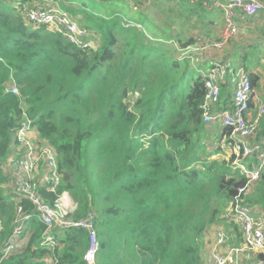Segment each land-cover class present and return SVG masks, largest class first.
Wrapping results in <instances>:
<instances>
[{
    "label": "trees",
    "instance_id": "trees-1",
    "mask_svg": "<svg viewBox=\"0 0 264 264\" xmlns=\"http://www.w3.org/2000/svg\"><path fill=\"white\" fill-rule=\"evenodd\" d=\"M38 4L50 16L45 23L26 16ZM144 6L165 11L164 24L156 26ZM208 7L207 0H0V181L7 180L2 167L24 111L54 148L61 175L56 192L40 187L37 194L50 204L65 190L76 204L70 219L92 215L95 264H205V233L224 221L230 242L243 243L241 226L226 215L246 177L233 155L216 156L231 151L228 127L218 129L216 145L206 143L216 134L202 119L205 76L190 66L199 56L185 52L196 39L221 38L220 13ZM62 15L85 30L90 46L69 37ZM253 19L247 21L261 33L264 26ZM145 29L169 37L174 48L153 42ZM256 43L243 40L241 48L249 49L235 64L226 61V72L252 66L251 87L264 97V57ZM13 84L18 93L10 91ZM229 84L220 83L218 104L221 92L226 103ZM251 103L247 115L254 116ZM218 108L230 109L231 100ZM253 136L264 147L258 140L264 112ZM9 194L0 191V242L17 206L32 210L28 200L12 202ZM241 197L264 207V166ZM26 222L30 237L0 264H88L86 229L47 231L34 214ZM44 232L57 239L52 248L41 245Z\"/></svg>",
    "mask_w": 264,
    "mask_h": 264
},
{
    "label": "built area",
    "instance_id": "built-area-1",
    "mask_svg": "<svg viewBox=\"0 0 264 264\" xmlns=\"http://www.w3.org/2000/svg\"><path fill=\"white\" fill-rule=\"evenodd\" d=\"M197 1V0H191ZM212 6L220 8L224 13V30L219 40H200V45L194 48L196 50L218 49L235 33V23L233 18L235 10L239 9L244 16L254 17L260 16L264 26V1L261 0H211ZM209 9H213L209 7ZM43 14L46 21L50 18L47 14ZM38 14V13H36ZM34 14V16L36 15ZM60 18L61 25L66 30L69 37L81 44V47L90 46V41L83 38L85 30L80 28L75 22H70L65 15ZM38 20L37 18H32ZM226 68L218 63L214 64L204 79L206 89L205 99L202 105L205 113L204 121L210 122L214 118H218L223 127L230 129L231 148L233 155V163L239 167L246 177L243 186L237 190V195L233 205L229 208L226 216L230 217L234 222L238 223L242 229V240L244 246L248 249L257 251L261 257L256 260L255 264H264V216L256 215L252 207L243 203L242 194H247L259 176L262 165H264V149H260L258 145L250 144L251 138L257 129V119L264 112V105L259 107L257 117L250 121L247 117L248 103L253 100L255 91L251 87L250 77L247 71L238 69L234 73V88L231 97V108L223 110L219 114H209L208 107L216 105L219 100L218 80L225 74ZM12 93H18L16 86H10ZM256 154L259 158V165L255 169H249L241 164V158ZM3 175L6 181L1 180L0 183L6 184L7 188L0 187L3 194L12 192L14 201L25 199L32 204V210L24 212L23 208L17 206V214L13 221V228L8 236L0 242V261L12 250L23 245V242L30 237L27 228V220L33 214L37 220L47 227V231L52 227L74 226L78 229H86L90 238V246L85 253L84 259L88 264H94V258L98 251V244L93 231L92 215L87 218L74 221L68 216L76 208L71 196L67 191L62 190L57 194L52 203H46L37 194L40 187L46 188L50 192H56L61 183V175L56 165V154L54 148L48 140L42 138L36 129L34 123L22 112V118L14 132L13 141L10 146L8 157L3 165ZM2 222L0 219V231ZM228 239V235L224 230L216 232L215 244L223 245ZM56 238L50 233L44 232L41 245L46 248H52L55 245ZM227 254H214L212 256V264H226L231 259ZM49 264H51L49 262Z\"/></svg>",
    "mask_w": 264,
    "mask_h": 264
},
{
    "label": "crops",
    "instance_id": "crops-1",
    "mask_svg": "<svg viewBox=\"0 0 264 264\" xmlns=\"http://www.w3.org/2000/svg\"><path fill=\"white\" fill-rule=\"evenodd\" d=\"M172 2H173V0H171V3ZM207 2L209 4V7H212L213 9L222 12V10L220 8H217V7H213L212 6V1L211 0H207ZM209 7H208V9H209ZM235 13L236 14H235V16L233 18V21H234V23L236 25L235 27L238 28V32L236 34L233 33L228 38V40L222 45V47L220 49L207 50V56H208V58L205 61V63H204L203 60H200V61L203 62L202 63L203 64V67H199L198 69H199L200 74L202 76H205V78L208 75L209 69L214 64H216V63H218L220 65H223L225 68H227L226 61L229 62V60H230L231 63H233V64L236 63L238 56H241L242 54H244V52H246L249 49L248 47L241 48V40L243 38H247V39L251 38V39H253L254 42H257V45L259 47L258 48V54H259L258 56L259 57H264V29L262 30L261 33H259L257 30H255L256 29V26H257L256 23H254V22L251 23V22L247 21L248 19L254 18L253 20H256L257 23H260L263 26L262 18L260 16L246 17L244 15L241 17V11L239 9H236L235 10ZM223 15H224V13H223ZM260 24H258V25H260ZM196 41L197 42L195 44H197V46H199L200 45V41L197 40V39H196ZM192 49H194V48H192ZM185 52H186V50H185ZM189 52H191V51H189ZM213 52H215L217 54V56L216 57H212L211 60H208L213 55ZM241 67L244 68L245 71L248 72V74L251 73L250 70H253V67L252 66H250L249 68H246V67H244L241 64ZM241 67L239 69H241ZM233 78H234V75L229 76V74L225 71V74L218 80L217 83H218L219 87H220V83L222 81H226V80H227V82L230 81V84L228 85L229 87L226 88L225 89V92H224V93L229 92L230 96L228 97L229 94L227 95V98H225L226 99V103H225L224 102V97H222L223 92H221V102H220V104L217 103L216 106L221 107L222 105H225L226 108H229L230 107V100H231L232 93H233V88H234ZM220 91H221V89H220ZM254 91L256 93V96L254 95L253 100H251V102L253 103V105H254V107L256 109V113H255L254 116H252V115L250 116L249 114L247 115V117L249 118L250 121L254 120L257 117L258 111H259V107L261 105H264V97L262 96V94L259 91H257L256 88H255ZM226 110H228V109H226ZM248 111H249V109H248ZM248 111H247V113H248ZM203 117H204V115H203ZM203 117H202V119H203ZM258 121H259V117L257 119V124H258ZM203 122L205 123L206 128H207V124H211V123H214V122H218L217 123V126H216L217 128L215 127L213 131H211V130H209L207 128V130H209L211 133H215L216 134V132L218 131V129L221 130L222 125H221V122L218 121V120L217 121H212V122H205L204 119H203ZM256 131H257V129H256ZM254 137L255 136H252L251 138H249V140H248L249 143L250 144L258 145L260 149H264V147H261V143H259V142L254 143V142L251 141V139L254 138ZM258 140L259 141H264V136L259 137ZM227 149H230V148L227 147ZM227 153H228L227 156L229 155V153L232 154L231 151H229V150L227 151ZM224 157L227 158L226 156H224ZM240 162H241V164H243L245 167H247L249 169L250 168L255 169L259 165V158L256 157V160H254L252 156L243 157V158H241V161ZM263 166L264 165H262L261 168H263ZM237 170H239L242 173V171H241L240 168H237ZM256 181H257V179L255 180V182L251 186L249 192L252 191V189H253L254 184L256 183ZM6 197H7V199L9 201L16 202V201H14V200L11 199L13 197L12 194H9ZM31 207H32V204H31ZM252 209H253V212L256 215L259 214V215L264 216V207H262L261 205L254 204V205H252ZM229 221H231V220H229ZM221 223L222 224H219V225H216V226L211 227L205 233V246L208 248V254L207 255L205 254V249H204V254H203V259H204V263L205 264H212L211 258H212V256L214 254H227V251L229 250V248H237L241 244L240 243V244H238V246H236L235 244H233L232 242H230V239L233 238L231 227L228 226L225 221L224 222H221ZM236 224L238 225V223H236ZM218 229L219 230H224L226 232V234L228 235V239L226 240V242L223 245H217V244H215V233H216V231ZM25 242H23V244H25ZM19 247H21V246H19ZM18 248H15L14 250H16ZM244 251H252L253 254L251 255V257L254 260H257L259 258V253L257 251H255V250H251V249H249V250H242L241 251V260H240V263L241 264H244V262H243V253H244ZM94 264H95V258H94Z\"/></svg>",
    "mask_w": 264,
    "mask_h": 264
},
{
    "label": "rangeland",
    "instance_id": "rangeland-1",
    "mask_svg": "<svg viewBox=\"0 0 264 264\" xmlns=\"http://www.w3.org/2000/svg\"><path fill=\"white\" fill-rule=\"evenodd\" d=\"M132 3V2H131ZM36 9H30L29 11H28V13L26 14V16H27V18H29V19H32V18H37V19H39L40 21H38V22H42V23H45L46 22V18H45V16L43 15V14H41L40 12H44V11H42V9H44L45 7L43 6V5H41V4H38L36 7H35ZM54 10H56V11H58L59 9H58V7H55V9ZM142 11H145V12H147L148 11V7H146V6H144L143 8H142ZM159 11V10H158ZM158 11H156V10H153V11H148L147 13L149 14V16H150V18H152V19H154L155 20V23H156V26H158V27H160L161 26V24H164V22L166 21V13H165V11L164 12H162V13H160V12H158ZM210 11L211 12H219L220 13V19H221V23H220V25H219V23H218V25L219 26H217V29H218V31H219V33H221V35H222V33H223V30H224V27H223V19H224V15H223V13L221 12V11H217V10H215V9H210ZM36 13H38V14H36ZM34 14H36L35 16H34ZM165 17V18H164ZM222 17H223V19H222ZM220 21V20H219ZM134 23V22H133ZM255 23V22H254ZM133 25H136V26H139L138 24H133ZM235 28V33L234 34H236L237 32H238V28H236V27H234ZM257 28H259V27H257ZM256 28V29H257ZM211 29V32H212V34H214L215 33V31L213 30L214 28H210ZM190 30V29H189ZM188 30V31H189ZM258 30H261V28H259ZM144 32H145V34H146V36L150 39V40H152L153 42H158V43H160V44H162V45H164L165 47H168V46H170V47H173L174 48V42L172 41V40H170L169 39V37H167V36H165V35H163V36H160L159 34H151L148 30H144ZM189 34H190V32H188ZM215 35V34H214ZM213 35V36H214ZM94 38V42H96L97 41V36H94L93 37ZM243 40H245V46H249V45H252V44H255V42L253 41V40H251V39H247V38H243L242 40H241V42L243 41ZM257 44V43H256ZM196 47V45H191V46H189V47H187L185 50H186V52H189V51H191L192 53L191 54H195V55H198L199 56V60H203L204 61V63H205V61L207 60V58H208V56H207V51L206 50H196V51H194V49H192V48H195ZM221 48V47H220ZM220 48H218V49H220ZM217 56V54L215 53V52H213V55L208 59V60H211L212 59V57H216ZM196 59V58H195ZM191 59L192 61L190 62V66H192V67H196V68H199V66H198V64H199V62H198V60L196 59ZM197 62V63H196ZM208 66V65H207ZM206 66V67H207ZM205 72V71H204ZM262 81V80H261ZM263 98V97H262ZM249 103H250V101H249ZM249 103H248V105H249ZM203 105V104H202ZM219 106H216V105H211V103H210V105H209V107H208V112H209V114H219L220 112H222L223 110H221V109H219L218 108ZM249 108V107H248ZM202 112H203V114L205 113V111L203 110V108H202ZM219 121V119L218 118H214L213 120H211L210 122H212V121ZM217 123L218 122H214V123H211V124H207V128L209 129V130H211V131H213L214 130V128L217 126ZM217 141H218V137H217V134H216V137H213V136H211L210 138H209V140H207L206 141V143L208 144V147H211V145L213 144H215L216 145V143H217ZM222 150V149H221ZM222 152H223V154L222 153H218L216 156L217 157H221V158H223L224 156H226V157H228L227 156V154H225V152H224V150H222ZM232 155V154H231ZM232 164L234 165V163H233V160H232ZM235 166V165H234ZM236 167V166H235ZM236 168H239V167H236ZM255 185V184H254ZM0 187H3L4 189L5 188H7V185L6 184H3V183H0ZM8 189V188H7ZM242 250H249L248 248H246L245 246H244V244L243 245H239L237 248H229V250L227 251V255L226 256H228L230 259H231V261H229V262H227L226 264H241L240 263V260H241V251ZM205 254L207 255L208 254V248L205 246ZM253 254V252L252 251H244V253H243V262H244V264H255L256 263V260H254V259H252V257H251V255ZM208 259V258H207ZM254 260V261H253ZM211 262H212V259H211Z\"/></svg>",
    "mask_w": 264,
    "mask_h": 264
},
{
    "label": "water",
    "instance_id": "water-1",
    "mask_svg": "<svg viewBox=\"0 0 264 264\" xmlns=\"http://www.w3.org/2000/svg\"><path fill=\"white\" fill-rule=\"evenodd\" d=\"M261 1H264V0H261Z\"/></svg>",
    "mask_w": 264,
    "mask_h": 264
}]
</instances>
